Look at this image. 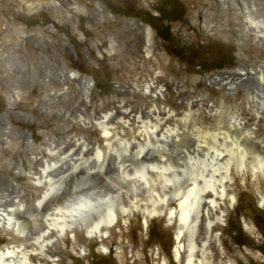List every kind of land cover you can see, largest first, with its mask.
Here are the masks:
<instances>
[{"label": "rangeland", "instance_id": "rangeland-1", "mask_svg": "<svg viewBox=\"0 0 264 264\" xmlns=\"http://www.w3.org/2000/svg\"><path fill=\"white\" fill-rule=\"evenodd\" d=\"M263 26L264 0H0V208H13V200L20 196L26 207L22 217H37L35 231L26 225L28 238L49 230L51 219L60 216L57 209L63 214L73 211L78 224L88 225L56 238L52 245L56 262L47 264H184L174 255L177 225L168 216L147 223L141 216L121 218L100 239L87 238L89 215L98 217L105 209L104 198L114 196L99 183L107 180L116 189L120 186L115 171L100 176L98 186L81 179L94 163H89V146L85 149L75 139L84 137L88 145L101 142V147L105 142L94 121L83 127L75 114L80 109L92 118L100 100L106 106L123 100L136 111L145 108L150 98L141 81L152 76L165 86L162 106L176 113L187 109L176 93L179 88L192 95L206 94L212 102L242 103L243 86L227 91L212 79L264 64V39L255 38ZM148 30L154 39L149 54L144 48ZM72 73L89 82L90 103L78 81L67 79ZM128 83H134L133 88ZM250 117V128L264 138V118ZM202 118L205 125L213 123L207 112ZM68 135L74 137L71 143L62 146L59 156L49 157L48 138L63 142ZM32 152L51 162L61 160L47 175L60 184L61 203L40 211L37 202L45 189L34 186L32 173L42 167L31 161ZM247 157L241 174L233 172L227 184L233 204L217 200L225 210L224 222L214 229L224 264H264V176L257 172L252 177L254 162ZM120 161L131 173L139 170L129 155ZM77 163L79 169H74ZM147 195L144 191L138 196L141 206L147 204ZM99 199L95 209L83 208L89 200ZM48 213L45 223L42 216ZM26 242L0 228L2 251ZM218 251L213 248L214 254Z\"/></svg>", "mask_w": 264, "mask_h": 264}, {"label": "bare ground", "instance_id": "bare-ground-1", "mask_svg": "<svg viewBox=\"0 0 264 264\" xmlns=\"http://www.w3.org/2000/svg\"><path fill=\"white\" fill-rule=\"evenodd\" d=\"M260 29L262 31H255L256 39H264V26ZM152 41V33L148 30L144 44L148 54L151 52L148 46ZM226 75L213 78L212 83L228 87L227 91L235 90L240 84L246 91L244 102L238 104L225 99L212 102L206 94L192 95L178 87L176 93L180 100L187 102V109L176 113L173 109L162 106L165 86L158 76H152L141 81L143 92L150 98V103L145 108L136 111L129 101L123 100L106 106V102L100 100L96 103L92 118H86L84 112L78 110L76 119L81 121L83 127L94 124V121L95 128L102 133V140L105 142L101 147L100 141L99 146L88 145L84 137L75 139L85 149L89 146V163H94V167H89L81 179H89L92 186L101 184V188H109L114 193V196L104 198L105 209L98 217L89 215V228L86 231L89 240L100 239L104 231L110 230L121 218L141 216L147 223L154 218L168 216V220L177 225V246L174 250L177 259H183L184 264L225 263L220 237L214 233V229L224 222L225 217V210L217 200H227L230 205L233 204L234 197L230 196L231 190L227 184H231L233 172L241 174L240 169L249 159L248 154L254 162V168L251 166L250 170L252 177L255 178L257 172L264 176V138L258 136V130L250 128L251 115L256 118L261 115L264 118V64L244 73ZM67 79L78 81V88L86 97L85 102L88 103L89 99L90 103L89 82L77 73L70 74ZM133 86L134 83L130 85L132 88ZM158 101L161 105L156 104ZM258 109L263 110L262 114ZM108 110L111 112H107ZM204 112L213 118L212 124L205 125L202 118ZM73 138L68 135L63 142H59L54 136L49 137L46 154L49 157L59 156L62 146L71 143ZM33 154L35 155L31 157V161H38L42 167L32 173L34 186L45 189L37 202L36 209L40 211L41 208L44 210L61 203L57 199L60 184L55 185L53 179L47 176L49 170L60 166L61 160L54 158L51 162L46 156ZM128 155L139 168L134 173L128 169L129 166L122 164L124 160L120 161ZM78 167V163L74 165V169ZM16 170L19 174L22 173L20 168ZM112 171L118 175L119 189L110 186L107 180L101 182L100 176ZM106 179L109 180V177ZM13 186L16 191L17 185ZM124 186L128 187V192L122 191ZM144 191L148 194L147 204L141 206L142 200L138 196L144 194ZM19 197L18 195L13 200V208H0V228L13 232L19 238H25L27 242L3 251L0 249V264L55 263L57 256L52 245L56 238H64L67 232H73L74 227H79L80 224L74 219L76 215L72 214L73 211L63 214L57 209L60 216H52V222L48 224L55 229L54 232L50 231L51 227L47 231L39 230L34 234L35 237L28 238L25 236L26 225L35 231L37 217L29 214L25 219L22 217L21 213L26 207ZM100 200L102 199L96 202L89 200L83 208L95 209ZM149 203L152 205L149 206ZM173 204L177 206L172 207ZM67 213L71 214L68 217L70 221L66 219ZM81 213L80 210L76 212L77 215ZM42 217L47 223L50 214H43ZM80 226L88 225L83 222ZM251 230L252 228H248L249 232ZM213 248H217L219 253L214 254Z\"/></svg>", "mask_w": 264, "mask_h": 264}]
</instances>
